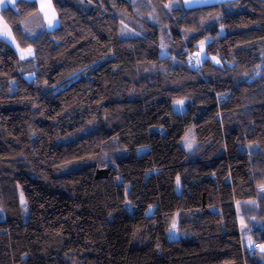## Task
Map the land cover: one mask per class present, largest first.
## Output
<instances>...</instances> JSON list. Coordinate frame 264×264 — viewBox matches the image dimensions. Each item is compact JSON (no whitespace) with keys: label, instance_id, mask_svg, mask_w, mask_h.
Wrapping results in <instances>:
<instances>
[{"label":"trees","instance_id":"obj_1","mask_svg":"<svg viewBox=\"0 0 264 264\" xmlns=\"http://www.w3.org/2000/svg\"><path fill=\"white\" fill-rule=\"evenodd\" d=\"M55 1L60 38L35 2L2 11L36 51L0 40V264H262L264 0Z\"/></svg>","mask_w":264,"mask_h":264},{"label":"rangeland","instance_id":"obj_2","mask_svg":"<svg viewBox=\"0 0 264 264\" xmlns=\"http://www.w3.org/2000/svg\"><path fill=\"white\" fill-rule=\"evenodd\" d=\"M68 1L72 5L73 10H75V11L77 10L78 12L82 13L84 16L91 17V10H92L93 4H91L90 1H88V0H68ZM227 1H229V0H184V5L187 8H194V7L209 6V5L224 3ZM89 5H91V6H89ZM173 5H174V3L172 2L170 6H173ZM39 16L44 19L43 15L41 14L40 11H39ZM67 17H68V15H67ZM39 23L40 22L37 21L35 23V25L38 26ZM37 34H38V36H44V33L41 29H38ZM54 34L57 38H60L62 36L61 32H57ZM30 50L31 51H29V50L22 51L21 56L27 57L30 54H32V56H33L35 54L36 49H30ZM196 56H198L197 65L199 66L204 61V57H202V55H199V54H197ZM72 90L73 89H71L69 92H71ZM108 92H109L108 88L98 90L97 92H95L91 96V101L93 103L100 102L101 100H103L104 98H106L108 96ZM68 93H66V94H68ZM178 102L179 101H176L173 103V105H172L173 112L175 114L182 115L187 110V101L183 100V103H178ZM162 115H163V105H162V103H159V104H157V106L155 108H153L151 111H149L148 116H147L149 125L151 127H158L161 133H163V131L159 126V121H160ZM195 143H196L195 136H194L193 131L191 129L187 133V135L184 137V139L182 141V146H183L185 151H191L193 149V147L195 146ZM146 151H147V149H140L137 151V155H142ZM262 189H264V185L259 187V191L264 194V190H262ZM176 192L179 195L182 194V186H181L180 178L177 179V182H176ZM206 203H207V201H206ZM127 210L131 215H133L135 213V209L132 208L131 206H127ZM153 213H154V208H151L148 211V216L152 215ZM253 222H254V220H251V223H253ZM173 225H175V227H173ZM173 225H172V228L170 229V231L168 232V240L171 242L177 241L179 239V235L177 233L178 232V218H176L174 220ZM263 227H264V225H263ZM251 228H252V226H251ZM244 229H245V227L242 224V230H244ZM244 234H245L244 235L245 242H246L249 250L250 251L257 250V261L264 264V245L256 246V244L251 239L249 233H244Z\"/></svg>","mask_w":264,"mask_h":264},{"label":"crops","instance_id":"obj_3","mask_svg":"<svg viewBox=\"0 0 264 264\" xmlns=\"http://www.w3.org/2000/svg\"><path fill=\"white\" fill-rule=\"evenodd\" d=\"M24 1L35 2L38 4L39 11L44 17L43 21L45 20L44 23L47 27V30L51 33L61 32V18H67V15L70 12V9H68L67 7H60V5L55 0H0V40L4 41L5 43H8L11 47H13L19 57L23 60L32 57V54H27V57L21 56V52L23 50L18 47L16 38L11 28L3 19L2 11L6 7H13L17 3Z\"/></svg>","mask_w":264,"mask_h":264},{"label":"snow or ice","instance_id":"obj_4","mask_svg":"<svg viewBox=\"0 0 264 264\" xmlns=\"http://www.w3.org/2000/svg\"><path fill=\"white\" fill-rule=\"evenodd\" d=\"M50 23H51V21H50ZM29 51H31V50H29ZM217 62L219 63V61H217ZM178 103H183V101H179ZM262 190H264V189H262ZM173 227H175V225H173Z\"/></svg>","mask_w":264,"mask_h":264}]
</instances>
